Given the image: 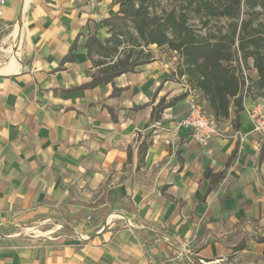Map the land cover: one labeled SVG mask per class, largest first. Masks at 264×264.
<instances>
[{"label": "crops", "instance_id": "obj_1", "mask_svg": "<svg viewBox=\"0 0 264 264\" xmlns=\"http://www.w3.org/2000/svg\"><path fill=\"white\" fill-rule=\"evenodd\" d=\"M0 1V226L24 210L84 218L105 207L125 218L107 221L79 245L0 247V264H264V243L249 241L232 253L224 242L242 219L264 227L263 143L244 111L234 127L230 107L218 122L222 137L206 146L174 126L186 113L185 98L164 109L154 128L159 100L184 95L188 86L175 75V60L156 46L147 47V64L114 80L117 96L110 84L78 90L95 71L83 42L107 37L100 20L116 7ZM78 35L72 61H63ZM248 67L255 79L251 60ZM143 140L150 145L139 163ZM208 170L223 179L207 193ZM202 227L198 249L193 242ZM245 232L256 233L249 226Z\"/></svg>", "mask_w": 264, "mask_h": 264}, {"label": "trees", "instance_id": "obj_2", "mask_svg": "<svg viewBox=\"0 0 264 264\" xmlns=\"http://www.w3.org/2000/svg\"><path fill=\"white\" fill-rule=\"evenodd\" d=\"M111 4L116 11L100 20L107 37L100 40L95 34L88 35L83 42L86 57L95 71L91 80L78 90L110 84L113 87L111 96H117L121 90L114 87V80L147 64L151 58L147 47L154 45L178 56L175 75L183 77L189 88L200 95L198 99L205 111L217 122L228 119L232 107L236 127L244 101L264 97V0H176L171 10L159 15L154 12L155 0H111ZM191 18H197L202 28H208L220 19L226 23L215 24L211 33L201 36L189 24ZM79 37L69 47L63 61H72ZM249 60L256 78L250 79L245 87L240 63L249 69ZM185 97L184 93L167 103L161 98L153 108L150 120L159 121L164 109ZM149 145L145 140L140 142L137 150L139 163ZM127 154L129 159V150ZM263 154L264 142L260 157ZM232 158L233 155L226 167ZM204 179L209 181L208 193L223 179V173L212 174L208 170ZM111 211L104 207L98 212L91 211L84 218L96 225L104 212L110 214ZM246 226L251 227L255 235L249 238ZM205 234L202 227L193 242L198 249L203 247ZM249 241L264 243V227L248 219L240 220L224 240L232 253L245 250Z\"/></svg>", "mask_w": 264, "mask_h": 264}, {"label": "rangeland", "instance_id": "obj_3", "mask_svg": "<svg viewBox=\"0 0 264 264\" xmlns=\"http://www.w3.org/2000/svg\"><path fill=\"white\" fill-rule=\"evenodd\" d=\"M97 1L101 2L108 12L115 8L111 3L105 4V0ZM155 1L157 6L154 12L157 15L162 11L171 10L176 2V0ZM107 13H105V15H107ZM225 23L226 21L224 19H220L218 22H212L208 28H202L197 18H191L189 20V24L201 36L211 33L213 31L211 27L215 24L219 26ZM15 45L11 47V49H15ZM158 49L168 53L175 60L174 62H176V65L178 64V56L174 52H170L166 48ZM220 122H224V120ZM21 212L20 214H16L14 217L15 219L11 222L0 226L1 248L21 249L68 244L79 245L86 242L92 232L101 231L103 229V224L107 223V221L111 219L121 222L125 221L123 215L103 213V216H101L97 224L94 225L88 218H82L81 215L75 214L77 211H71L73 216H70V214L68 215V211L66 210L62 211L55 209H50L48 211L24 210ZM100 223L102 224L100 225ZM126 223L128 225V222Z\"/></svg>", "mask_w": 264, "mask_h": 264}, {"label": "built area", "instance_id": "obj_4", "mask_svg": "<svg viewBox=\"0 0 264 264\" xmlns=\"http://www.w3.org/2000/svg\"><path fill=\"white\" fill-rule=\"evenodd\" d=\"M3 2L0 1V4ZM1 17V11H0ZM241 74L244 81V86L249 85L250 76L248 69H246L242 63H240ZM184 80L183 77L180 78ZM186 113L183 117L174 122L175 127H183L190 131L191 137L195 142L202 146L208 145L210 141L215 138H221L222 132L218 127V122L210 116L204 109V106L200 103L197 92L186 87ZM243 111L249 118L252 125V133L257 134L261 140L264 141V97L251 100L248 107L243 106ZM160 122L156 121L153 124L154 128H158ZM240 141L244 139L243 135H238ZM89 219V218H88Z\"/></svg>", "mask_w": 264, "mask_h": 264}, {"label": "bare ground", "instance_id": "obj_5", "mask_svg": "<svg viewBox=\"0 0 264 264\" xmlns=\"http://www.w3.org/2000/svg\"><path fill=\"white\" fill-rule=\"evenodd\" d=\"M22 5H23V3H22Z\"/></svg>", "mask_w": 264, "mask_h": 264}]
</instances>
